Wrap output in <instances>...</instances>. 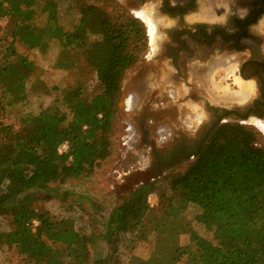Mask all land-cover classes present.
<instances>
[{"label":"trees","instance_id":"16d2710c","mask_svg":"<svg viewBox=\"0 0 264 264\" xmlns=\"http://www.w3.org/2000/svg\"><path fill=\"white\" fill-rule=\"evenodd\" d=\"M35 5L36 0H0V19H11L0 38L1 107L26 101V83L37 69L7 36L31 49L56 39L62 54L81 46L87 32L99 34L111 59L97 70L98 87L89 98L74 85L27 125L0 116V219L8 222L0 229V246L15 250L22 264H134L132 253L126 263L119 261L120 247L133 251L154 234L148 257L138 264H264V147L258 131L235 122L220 123L182 171L120 194L97 231L80 232L71 218H57L36 204L51 197L36 193L48 183L86 176L109 155L122 75L145 48L146 34L138 18L85 0L72 31L53 16L39 27L32 22ZM63 142L67 147L59 151ZM150 193L157 196L155 206L148 202ZM189 203L199 208L194 222L211 237L180 219ZM182 233L188 234L184 244L178 240ZM99 240L107 252L90 255L88 246Z\"/></svg>","mask_w":264,"mask_h":264},{"label":"flooded vegetation","instance_id":"af4514ba","mask_svg":"<svg viewBox=\"0 0 264 264\" xmlns=\"http://www.w3.org/2000/svg\"><path fill=\"white\" fill-rule=\"evenodd\" d=\"M106 1L119 5L126 14L145 10L156 25L155 46L122 75V83L126 76H131L136 103L126 108L117 98L116 110L124 115H179L183 118L173 126L177 129L180 125L183 131L189 120L187 113L196 118V114H201L207 119L198 135L180 134L172 142L166 141L162 148L137 145L128 139V148L139 158L135 170L147 176L139 183L157 179L192 159L220 123L247 122L259 126L264 135V0ZM146 59L150 61L139 64ZM230 69V79L234 76L238 84L233 79L230 83L237 89L220 92L217 88L223 85L213 83L212 77ZM218 118L221 121L209 132ZM124 122L127 133L134 129ZM140 126L137 131L172 128L169 124Z\"/></svg>","mask_w":264,"mask_h":264},{"label":"rangeland","instance_id":"374dc122","mask_svg":"<svg viewBox=\"0 0 264 264\" xmlns=\"http://www.w3.org/2000/svg\"><path fill=\"white\" fill-rule=\"evenodd\" d=\"M85 1L96 3L112 14L123 12L119 5L106 0ZM79 6L80 0H36L32 22L40 27L46 23L48 17L53 16L64 30L72 31L81 22ZM133 14L135 16L127 15L138 18L143 23L146 34L145 48L138 53L140 59L150 51L152 45L144 21L135 13ZM10 26V18L0 19V38ZM7 38L17 52L33 60L37 67L34 75L26 83V101L14 105H5L3 102L2 107L0 106L1 118L17 127L31 123L41 108L53 102L55 98H60L70 86H81L83 97L89 98L98 87L97 70L105 64L107 65L111 59V54L107 52L106 45L101 42L99 34L87 32L81 46L67 48L62 54L56 39L50 40L44 49H31L20 41H12L9 36ZM229 72L233 73V70H223L219 73L220 76L213 75L212 77L213 83L218 86L223 85L217 88L220 89V92L237 89L236 85L230 83L232 79L235 82L236 80L234 76L230 79ZM238 79L240 80V78ZM124 80L123 83L121 82L123 86L126 82ZM212 84L207 86L211 87ZM135 95V92L130 95L127 92L123 93L122 90V94H119L118 97V103L121 102L126 108L131 107ZM124 121L123 114L116 110L109 135L110 153L95 165L91 173L79 178H68L48 183L45 189L36 193L40 195L49 194L51 197L38 200L36 204L47 210L52 216L71 218L74 226L80 232L87 234L99 230L102 218L107 216L110 208L118 201L119 195L147 179L143 171L135 170L139 166L137 162L139 158L128 148V133L124 129ZM236 123L252 127L258 131L260 134L258 144L264 147V135L258 129L259 126L257 128L247 122ZM187 162L167 171L163 176L170 172L182 171ZM147 199L150 205H156V194L150 193ZM198 210L197 206L189 203L184 208L180 219L190 223L191 229L198 234L211 237L203 225L194 222L193 217ZM7 228L8 222L0 219V229L5 230ZM154 239V234H149L148 239L137 244L133 251H129L123 246L120 247L119 261L126 263L130 253L135 257L132 259L134 264L146 259L152 249ZM178 240L180 244H184L188 240V234H180ZM88 251L90 255H104L107 252V245L104 241L99 240L88 246ZM22 260L21 256L12 248L0 246V264H22Z\"/></svg>","mask_w":264,"mask_h":264},{"label":"water","instance_id":"95a60500","mask_svg":"<svg viewBox=\"0 0 264 264\" xmlns=\"http://www.w3.org/2000/svg\"><path fill=\"white\" fill-rule=\"evenodd\" d=\"M150 60H145V62H141L139 64H146L147 62H149ZM128 77L131 78L130 75H128ZM124 120L129 123L134 129H130L128 131V137L130 139V141L132 140L133 142H135L137 145L138 144H151L152 146H158L159 148H162L164 146H166V141L168 142H172L175 138H177L180 134L183 135H188V136H196L200 133V131L202 130V128L206 125L205 123L207 122V119L205 118V116L201 115V114H196V116L198 118H196L195 116L191 117V114L188 115L189 119H192L191 124L186 123V128L185 130H181V126L178 125L179 127L176 129L174 128V124L178 123L180 119H182L183 117L178 115L175 116L172 113L167 114L166 112H160V114L157 115H135V113L129 112L126 115H124ZM191 117V118H190ZM187 118V119H188ZM148 119L153 120V123H149ZM186 119V120H187ZM198 119V121H197ZM206 121V122H205ZM221 121L220 118H218V120L212 124L210 126L209 132L211 131V129L214 127V125L218 122ZM184 123L186 121H183ZM142 123L144 124H151L153 127L159 126V125H166L169 124L172 127V131L174 132L172 136L168 137V138H164V140L162 142H160V138L158 136L157 130L151 129L149 131H137L136 128L137 126L139 127ZM176 125V126H177ZM141 127V126H140ZM208 132V133H209Z\"/></svg>","mask_w":264,"mask_h":264},{"label":"bare ground","instance_id":"6f19581e","mask_svg":"<svg viewBox=\"0 0 264 264\" xmlns=\"http://www.w3.org/2000/svg\"><path fill=\"white\" fill-rule=\"evenodd\" d=\"M134 13L136 14V16H138L139 18H141L144 21L145 25L147 26V33L149 34L150 44L152 45L151 47H154L155 46V41H156V34H155L156 33V25L154 23V20L150 16V13H148L145 10L144 11L135 10ZM124 81H126V82H125V85L122 87L123 93H126L127 92L130 95L133 94V92H132V88L133 87H132V82H131L132 79L127 76ZM128 87H129V89H128ZM124 91H126V92H124ZM134 102L136 103V95L134 96V99H133V103ZM187 115H189V114L187 113ZM197 121H198V119H197ZM187 123H189V120H188ZM157 133H158V136H159L160 139H164V136L165 135L166 136L173 135L172 128H170V127L169 128L166 127V129L160 128L159 130H157ZM166 133H168V135Z\"/></svg>","mask_w":264,"mask_h":264},{"label":"built area","instance_id":"2783aa9c","mask_svg":"<svg viewBox=\"0 0 264 264\" xmlns=\"http://www.w3.org/2000/svg\"><path fill=\"white\" fill-rule=\"evenodd\" d=\"M128 139H129V137H128ZM128 139H127V141H128ZM66 147H67L66 142H63L61 144L60 148H59V151H64L66 149ZM32 224L35 226L37 224V221L36 220H32Z\"/></svg>","mask_w":264,"mask_h":264}]
</instances>
